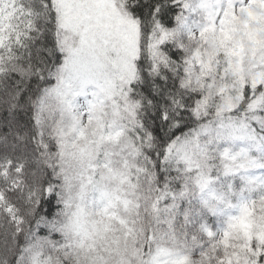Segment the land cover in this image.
I'll return each instance as SVG.
<instances>
[{
    "label": "snow or ice",
    "instance_id": "obj_1",
    "mask_svg": "<svg viewBox=\"0 0 264 264\" xmlns=\"http://www.w3.org/2000/svg\"><path fill=\"white\" fill-rule=\"evenodd\" d=\"M0 264H264V0H0Z\"/></svg>",
    "mask_w": 264,
    "mask_h": 264
}]
</instances>
